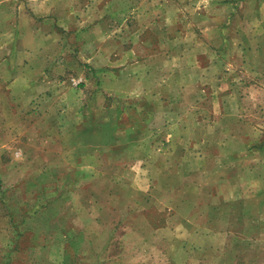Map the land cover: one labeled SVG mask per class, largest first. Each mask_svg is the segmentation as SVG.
<instances>
[{
	"label": "crops",
	"instance_id": "1",
	"mask_svg": "<svg viewBox=\"0 0 264 264\" xmlns=\"http://www.w3.org/2000/svg\"><path fill=\"white\" fill-rule=\"evenodd\" d=\"M240 1L249 0H223L227 10L199 28L193 21L169 35L161 31L155 45L143 46V32L126 28L130 44L117 50L99 41L97 17H86L81 0H0V199L37 200L31 223L40 249L52 245L86 264H120L126 247L134 248L129 264H264V120L246 118L254 102L264 107V0L229 10L228 2ZM215 36L221 56L180 77L178 70L190 67L183 47L215 52ZM88 37L94 49L86 72L78 54ZM215 63L232 69L222 87L198 75ZM205 88L212 101L217 92L223 96L218 123L211 122L220 127L183 121L180 103L206 99ZM120 102L134 114L127 123ZM106 165L112 173H104ZM14 187L22 196L11 194ZM90 203L130 214L102 245L118 246L115 254L95 261H86L90 251L79 252L91 234ZM148 209L160 220L152 221ZM78 215L82 224L68 226Z\"/></svg>",
	"mask_w": 264,
	"mask_h": 264
},
{
	"label": "rangeland",
	"instance_id": "2",
	"mask_svg": "<svg viewBox=\"0 0 264 264\" xmlns=\"http://www.w3.org/2000/svg\"><path fill=\"white\" fill-rule=\"evenodd\" d=\"M83 6L82 8H85L86 17L89 19H93L95 17V20L97 23L95 25L100 28L101 31V38L99 41H101L102 45L107 46L109 49L116 48L117 50H123L126 45L130 44V37L129 33L127 35L126 28L128 30H134L133 33L138 34L140 32H143V46L145 44L149 45H155L156 40L160 37V32L164 31L167 33V35L172 34V32H175L176 30H181L183 28L187 29L191 25V22H195L197 27L203 26L206 22V19L208 17H211V15H217L220 16L222 12L227 10L226 5H224L223 0H81ZM229 4V10H233L236 12L240 9V7H243L247 9V7L253 8L254 2L252 0L244 1V2H238L239 4L228 2ZM194 13V14H193ZM116 15V16H115ZM95 16V17H94ZM194 16V18H193ZM216 17V16H215ZM220 19V18H218ZM145 21H151L150 25L144 24ZM214 21V20H213ZM219 21V20H218ZM219 23V22H217ZM215 23L213 27H215ZM116 30V31H115ZM142 30V31H141ZM218 35V34H216ZM139 36V35H138ZM141 36V37H142ZM140 37V38H141ZM184 36L183 38H185ZM199 37V36H198ZM204 38L203 36H201ZM140 39L135 35L134 37V43L140 45V41L136 39ZM189 38V37H186ZM215 42V52H201L202 50L198 49V52H196V47H183V51H181V56L188 59L187 63L190 64V67H182L180 70H178V75L180 77H186L187 71H191L194 68H199L200 65H208L210 60L213 58H216L218 55H220V47L219 42L221 41L220 36L213 37ZM97 42V41H96ZM142 45V44H141ZM81 49L84 51L83 54H78L80 56L81 66L83 68H86V72H89V67H92L90 62H86L90 59H92L93 54L92 50L94 49V38L88 37L84 40V44H80ZM140 47V46H139ZM142 47V46H141ZM140 47V48H141ZM116 50V51H117ZM118 52V51H117ZM141 55H147V57L150 54H142ZM198 54L197 62H194L193 56ZM124 55H121L122 58L118 59L124 60ZM138 55V54H137ZM211 56V58H210ZM119 58V55H118ZM85 64H84V63ZM226 64L221 63H215L213 68L210 70H207V72H204L203 74L199 73V76H202L204 79L208 77H213L216 83L218 85L216 87H222L225 82H227L226 77L228 71L232 70L230 67H228V71L225 69ZM202 68V67H201ZM84 72V73H86ZM125 71H123L124 73ZM169 72L165 70V77L168 78ZM197 75V76H198ZM75 79H78L81 77H78V75H73ZM102 76V74H101ZM239 76L236 72L234 73L233 77L237 78ZM91 78H94V81H96V76H91ZM247 78V76H246ZM245 85V84H244ZM233 88L232 91L237 93L240 91L239 87L240 84L236 82L232 84ZM89 87V86H88ZM215 87V89H216ZM93 87H89L85 89V92L87 91L88 94H92L94 92ZM217 90V89H216ZM3 91V88L0 87V92ZM218 91V90H217ZM103 95L107 93L104 88L102 90ZM209 90L207 88L204 89L202 93H204L203 97H206V99H202L199 101H196L195 103L191 104L190 100L183 99L180 103L182 105L183 114L182 118L183 121L186 123L195 121L197 124L193 127H220L219 124L213 125L211 122L214 121L215 123H218V113L220 112V109L218 108V104L221 103L223 96L216 93V99L212 101V99L207 95ZM208 96V97H207ZM106 104H112L110 100L107 101ZM214 103V105L212 104ZM254 105L249 106L250 112L246 114L247 120H251L253 118L252 123L255 122V120H258L259 123H261L264 120V115L262 111L264 110V107L261 106L260 103L254 102ZM258 104V105H257ZM120 108L119 113L121 117V121L124 123H127L129 119L127 118V115L131 117L134 116L133 112L130 109L126 108V102H120ZM215 106V107H214ZM131 111V112H130ZM186 112V113H185ZM110 117V116H109ZM142 120V119H141ZM104 124L109 122V118H104L103 120ZM208 122L211 125H208ZM29 131V130H27ZM13 134V132H12ZM20 134L19 136H21ZM203 137H207V133H202ZM22 139L21 142L25 144L26 146L29 145V138H27V135H22L20 137ZM120 139L123 138L122 135H120ZM137 149H134V154L137 153ZM108 151H104V153H107ZM107 156V155H106ZM107 162L109 161L110 157H105ZM107 166V165H106ZM116 170V168H114ZM112 167L107 166L104 173L110 174L112 173ZM122 172V171H121ZM9 176V175H8ZM10 178H15L14 171H12V174ZM142 178V177H141ZM87 182L94 181L92 176H88ZM93 180V181H92ZM86 182V183H87ZM138 186H143V182L146 183L147 181L137 180ZM110 183L104 182V188L107 193L106 187ZM88 186H92L91 184ZM0 187H3V180L0 181ZM97 187V186H93ZM99 188V187H98ZM103 188V189H104ZM102 189V188H99ZM102 189V190H103ZM11 191V194L14 196H22L21 195V189H18L17 187H14ZM1 192V191H0ZM125 199H127L128 194L127 192L124 193L123 196ZM37 200L30 199V200H23V199H0V260L6 261L9 264H36L38 259H47L53 262H61L65 257L62 253H60V249L58 247L54 246H48L46 249H40L37 246L38 239H39V233L37 231H33L35 228L33 227V217L32 212L33 211V205L32 202H36ZM43 202V200H40ZM129 202V199L126 200ZM127 202H124V204L127 205ZM101 205V203L99 204ZM88 211H91V214L88 215L90 221H88V224L86 225L88 228L86 232H90L91 234L94 233V236L91 234L88 237H85L83 239V242L80 243V249L79 252L83 256L88 255V251H90L89 259H86V261H95L98 260V257L101 259L105 257L109 258L115 254L114 252L117 251L119 248L118 246L109 245L107 247H103L102 245L106 242V238L109 236V232L111 228L113 227V224L115 222H121V227L124 226L125 223L129 222L130 220L127 218H130V214L126 212L125 208H119L118 210H112L109 208H101L96 209V205L91 203L89 204ZM143 208V205H142ZM85 209H81V211H84ZM16 212V219L18 221V229L23 230V228H26L27 232L24 233L22 236H20V241L22 244L21 249H15V243H13L16 240V230L12 226V216L11 212ZM85 213V211L83 212ZM82 214V213H81ZM148 215L151 218L152 221L157 222L160 220L161 213L158 211H155L154 209H148ZM74 225L77 227L78 225L82 224V220L80 219V215L77 216V219L74 220L73 218L70 220L68 226ZM67 226V223L63 222L61 224L62 228H65ZM61 230V228H60ZM49 232V231H48ZM48 232L47 235H48ZM60 234V232H59ZM119 235V232L117 231L116 236ZM52 238V237H51ZM46 240V237L44 238ZM53 242V241H51ZM163 244V242L160 243V245ZM25 246V247H24ZM123 247V246H122ZM121 247V248H122ZM132 250H134L133 247H126V250L123 253V260L120 262V264H129V256L132 253ZM94 255V256H92ZM80 262L79 264H86V262L81 261V255H79ZM127 258L128 260H125Z\"/></svg>",
	"mask_w": 264,
	"mask_h": 264
},
{
	"label": "trees",
	"instance_id": "3",
	"mask_svg": "<svg viewBox=\"0 0 264 264\" xmlns=\"http://www.w3.org/2000/svg\"><path fill=\"white\" fill-rule=\"evenodd\" d=\"M16 212L17 211H12L11 212V216H12V226L15 228L17 234H16V240L14 241L15 243V249H21L22 248V244H21V241H20V236H22L24 233H26V229L25 230H19L18 228V221L16 219ZM34 214H32L33 216ZM25 247V246H24ZM69 250L71 249L70 247H68ZM65 251H66V248H65ZM72 253V254H71ZM70 251L66 254H64V259L60 262H53V261H50V260H47V259H38L36 264H79L75 259V254L73 252ZM0 264H9L7 263L6 261H2L0 260Z\"/></svg>",
	"mask_w": 264,
	"mask_h": 264
}]
</instances>
